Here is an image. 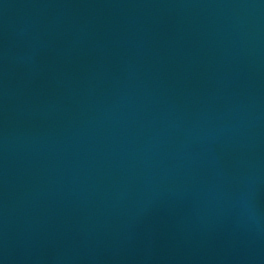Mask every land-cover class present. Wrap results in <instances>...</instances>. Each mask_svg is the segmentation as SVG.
<instances>
[{"label": "water", "instance_id": "obj_1", "mask_svg": "<svg viewBox=\"0 0 264 264\" xmlns=\"http://www.w3.org/2000/svg\"><path fill=\"white\" fill-rule=\"evenodd\" d=\"M0 264H264V0H0Z\"/></svg>", "mask_w": 264, "mask_h": 264}]
</instances>
